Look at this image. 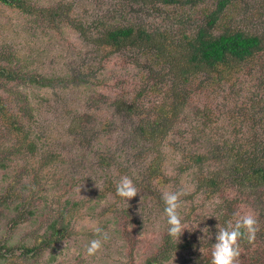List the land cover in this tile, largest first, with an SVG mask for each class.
<instances>
[{
    "label": "rangeland",
    "instance_id": "obj_1",
    "mask_svg": "<svg viewBox=\"0 0 264 264\" xmlns=\"http://www.w3.org/2000/svg\"><path fill=\"white\" fill-rule=\"evenodd\" d=\"M27 1L48 11L23 14L0 4V64L11 63L24 74L60 80L52 88L25 81L8 84L21 97L0 88L11 113L26 129L31 127L29 139L36 143L28 150L31 154L6 153L15 139L0 121V264H145L157 253L168 231L165 192L181 193L178 212L187 229L175 239L178 248L164 264H210L211 244L218 242L215 225L234 224L248 214L257 222L255 238L250 244L240 243L236 264H264V187L237 188L234 178L220 175L226 168L225 157L221 162L213 159L216 145L243 142L245 137L236 135L234 129L240 120L209 126L184 110L186 121L149 142L136 133L138 118L126 116L116 102L128 98L146 105L155 95L147 87L165 71L140 53L102 51L70 25L75 23L73 19L79 24V19L90 20L97 14L113 19L115 9L124 6L131 20L155 25L164 21L176 31L175 13L183 10L169 7L167 18L171 19L166 22L162 16L146 13L140 0ZM241 2L243 11L233 26L246 31L262 28L264 0ZM54 12L53 19L49 18ZM190 19L182 28L198 26L197 15ZM27 97L32 122L16 105H25ZM233 115L237 117V113ZM72 118L78 119L69 126ZM204 150H210L209 160L191 165L193 154ZM215 171H219L218 190L200 187V178ZM123 176L130 177L138 191L129 202L116 194V184ZM206 218L200 227L211 226L213 235L200 242L203 233L194 228ZM52 225L66 230L48 245L43 238L46 233L51 236ZM97 227L109 239L89 256L86 248L97 238ZM258 246L257 257L254 250Z\"/></svg>",
    "mask_w": 264,
    "mask_h": 264
},
{
    "label": "trees",
    "instance_id": "obj_2",
    "mask_svg": "<svg viewBox=\"0 0 264 264\" xmlns=\"http://www.w3.org/2000/svg\"><path fill=\"white\" fill-rule=\"evenodd\" d=\"M140 1V6L145 5L146 13L162 16L166 22L169 7L182 9L175 13L173 20L178 30L173 31V27L166 26L164 21L155 25L148 21L131 20L124 6L115 9L113 19L97 14L90 20L79 19V24L73 19L75 23L70 24L102 51L111 48L112 52L127 49L135 54L140 53L146 61L158 66V70L165 71L164 74L159 73L147 87L148 92L156 95L153 94L152 101H147V106L128 98L117 100V106L126 116L138 118L136 133L144 135L151 143L159 138L160 132L165 136V133L174 131L179 122L186 121L183 118L184 110L192 111L196 118L209 126L216 122L223 121L225 124L226 121L240 120L234 129L238 131L236 135L245 137L243 142L216 145V149L212 148L215 154L213 159L221 162L225 157L226 168L220 171V175L234 178L237 188L244 191L264 187V25L257 31L233 26L235 17L243 11L241 0ZM0 4L23 14H34L35 11L44 15L48 11L27 0H0ZM51 15L55 16V12L49 17L53 19ZM193 15L199 17L198 26L192 30L182 28ZM11 65L0 64V88L10 95L22 96L19 90L7 88L10 83L25 81L38 88H52L59 83L58 77L24 74ZM139 95L142 97L141 93ZM24 99L25 105H16L21 107L20 112L26 120L32 122L33 109L27 105L28 97ZM219 102L224 103L220 104L222 107ZM8 103L7 98L0 94V121L6 124L8 133L15 139L14 145L8 146L10 149L7 152L8 148H4L3 153L26 151L31 154L28 150L36 147L34 140L29 139L31 127L27 126L26 129L24 122L11 113ZM234 113H237V117H234ZM74 119L78 118L69 119V126L74 124ZM209 152L204 150L193 154V163L190 164H202L209 160ZM152 169L153 166H150ZM218 174L219 171L204 174L199 186L208 190L217 188V191ZM51 228V236L46 233L43 238L48 245L66 230V227L57 229L56 225ZM244 242L251 243L247 238L240 241ZM257 242L256 239L254 243ZM177 248V243L167 231L157 253L150 256L145 264H164ZM258 249L260 246L254 250L257 257Z\"/></svg>",
    "mask_w": 264,
    "mask_h": 264
},
{
    "label": "clouds",
    "instance_id": "obj_3",
    "mask_svg": "<svg viewBox=\"0 0 264 264\" xmlns=\"http://www.w3.org/2000/svg\"><path fill=\"white\" fill-rule=\"evenodd\" d=\"M116 194L129 202L133 197L138 195V191L133 180L128 176H123L116 184ZM180 196V192H165L162 196L165 204L164 211L167 215L168 234L174 240L180 239L187 229L185 221L178 212V209L181 207ZM206 220L207 218L199 221L194 228V231L199 229L203 233L199 237L200 242L209 240L211 235H213L211 226L204 224L203 228L200 227ZM256 223V219L251 214L236 220L234 224L229 221H226L224 224L218 222L215 225L218 229V232L215 233L218 242L211 244L210 264H236V259L240 254V241L245 238L249 242L254 240ZM95 232L98 234L97 238L91 239L86 248V253L89 256L95 255L101 249L102 241L109 239L108 233L100 227H97Z\"/></svg>",
    "mask_w": 264,
    "mask_h": 264
}]
</instances>
